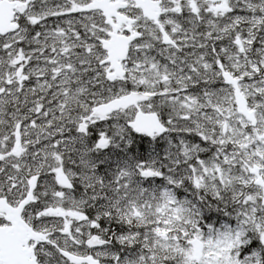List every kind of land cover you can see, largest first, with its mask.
I'll return each instance as SVG.
<instances>
[{
	"label": "snow or ice",
	"instance_id": "6c2138e0",
	"mask_svg": "<svg viewBox=\"0 0 264 264\" xmlns=\"http://www.w3.org/2000/svg\"><path fill=\"white\" fill-rule=\"evenodd\" d=\"M0 264H264V0H0Z\"/></svg>",
	"mask_w": 264,
	"mask_h": 264
}]
</instances>
